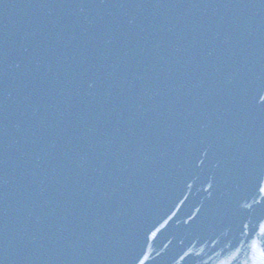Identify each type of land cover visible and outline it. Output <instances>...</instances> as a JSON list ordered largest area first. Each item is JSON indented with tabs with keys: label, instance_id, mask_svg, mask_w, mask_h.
Masks as SVG:
<instances>
[{
	"label": "water",
	"instance_id": "water-1",
	"mask_svg": "<svg viewBox=\"0 0 264 264\" xmlns=\"http://www.w3.org/2000/svg\"><path fill=\"white\" fill-rule=\"evenodd\" d=\"M264 0L233 51L148 264H262Z\"/></svg>",
	"mask_w": 264,
	"mask_h": 264
},
{
	"label": "snow or ice",
	"instance_id": "snow-or-ice-1",
	"mask_svg": "<svg viewBox=\"0 0 264 264\" xmlns=\"http://www.w3.org/2000/svg\"><path fill=\"white\" fill-rule=\"evenodd\" d=\"M261 191H264V189H261ZM258 227L261 229V234L264 235V225H258ZM264 264V262H262Z\"/></svg>",
	"mask_w": 264,
	"mask_h": 264
}]
</instances>
